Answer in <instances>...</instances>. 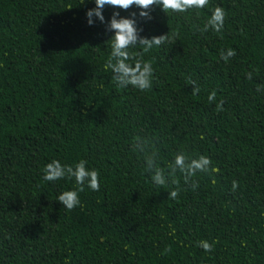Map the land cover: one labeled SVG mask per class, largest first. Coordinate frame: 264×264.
<instances>
[{
    "label": "trees",
    "instance_id": "trees-1",
    "mask_svg": "<svg viewBox=\"0 0 264 264\" xmlns=\"http://www.w3.org/2000/svg\"><path fill=\"white\" fill-rule=\"evenodd\" d=\"M217 5L222 32L201 33ZM93 7L0 0V264H264V0H209L186 13L155 6L151 20L137 17L139 35L171 37L144 55L155 70L146 92L118 87L105 70L112 33L88 25ZM113 11L129 14L106 6V20ZM229 48L236 55L225 62ZM136 136L151 141L161 167L183 150L219 172L197 173L195 191L181 177L170 199L175 185L152 182ZM53 159L87 160L99 191L86 181L67 210L58 196L77 185L43 179Z\"/></svg>",
    "mask_w": 264,
    "mask_h": 264
},
{
    "label": "clouds",
    "instance_id": "clouds-1",
    "mask_svg": "<svg viewBox=\"0 0 264 264\" xmlns=\"http://www.w3.org/2000/svg\"><path fill=\"white\" fill-rule=\"evenodd\" d=\"M81 3H85V0H81ZM94 4L95 7L86 11L88 25L92 26L98 20L104 24L106 32L112 33L106 41L110 43L111 53L104 65L105 70H111L112 79L118 87L127 88L131 86L140 92H146L152 87L155 70L151 61L144 60V55L153 47L170 42L171 37L169 32L151 38L139 35L143 29L138 27L137 17L146 21L151 20L153 18L151 11L155 6H159L164 13H186L190 9H203L208 6L209 0H94ZM106 6L124 10L129 14L128 16H121L120 11H113L110 19L106 20L104 16ZM133 7L140 9L139 13L129 11ZM226 16L227 13L224 8L217 5L204 26L197 30L205 33L211 29L216 33H221ZM178 35V32L171 34L172 37ZM136 48H140L142 51H130ZM235 55L236 51L232 48L227 49L226 52L224 50L220 52V58L225 62H228ZM246 77L251 79L252 73H246ZM188 83L193 86V95H198L200 88L196 81L189 78ZM216 95V91L212 90L208 95V101L214 102ZM223 104L222 99L216 104L217 112L224 110ZM132 149L142 155L145 162L144 170L151 174L153 183L160 186L168 183L175 185L173 190L168 192V198L173 200L179 197L182 190L180 187L181 177L184 183L189 184L191 189L195 191L199 187L198 180L194 179L197 173H206L211 176L213 173L219 172V169L213 166L209 156L203 154L190 156L183 150L176 153L167 167H161L158 162V153L151 149V141L144 137H134ZM87 164L88 161L85 159H80L74 165L62 164L60 160L53 159L44 167L43 179L45 181L75 178L77 187L73 190L64 191L58 196V202L69 211L81 204L79 193L84 191L86 181L87 187L91 190L99 191L100 189L99 171L95 168L89 169ZM213 183H215L214 179ZM237 187L238 181L233 180L232 190L235 191ZM214 243L217 242L210 243L207 240H201L197 242V246L205 252L211 253L214 250ZM164 251L165 253L171 252V248L167 247Z\"/></svg>",
    "mask_w": 264,
    "mask_h": 264
}]
</instances>
